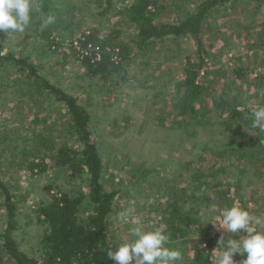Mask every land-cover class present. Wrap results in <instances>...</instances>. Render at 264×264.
<instances>
[{
    "label": "trees",
    "instance_id": "16d2710c",
    "mask_svg": "<svg viewBox=\"0 0 264 264\" xmlns=\"http://www.w3.org/2000/svg\"><path fill=\"white\" fill-rule=\"evenodd\" d=\"M163 1L130 0L125 7L117 9L113 0H93V16L97 21H112L111 26L108 29L101 25L86 27L70 42V47L78 55L75 60L85 78L104 82L117 77L126 84L129 79L118 75L127 72L135 63V56L143 58L153 54L157 69L153 71L147 65L143 78L149 81L151 75L155 78L158 74L159 84L165 82L162 87L152 88L155 101L150 106L161 103L163 93L173 86L171 110L175 119H179L174 120V132L182 138L181 142H191L194 149L198 145L199 152L206 157L229 161L237 169V175L223 182L218 175L227 171L226 167L212 165L198 171L190 161L178 165L180 168L174 173L178 171L180 180L174 181L169 192L174 195V204L166 203L162 212L159 229L170 238L167 246L182 253L177 264H210L219 254L215 250L216 241L223 230L217 231L215 225L220 226L222 210L234 206L236 200L241 201V191L255 178L260 194L264 195V130L252 127L253 111L257 105L264 106V70L258 72L256 67L249 70L235 66L227 74L228 84H224L219 93L210 91L206 76H201L211 58L204 31L213 18L236 0L192 1L189 10L184 11V7L183 15L174 22L158 19ZM31 2L35 5L32 14L36 16L31 19L27 33L39 27L42 30L39 37L53 48L52 54H57L59 42L52 35L58 34V30L69 32L71 23L65 24L66 15L77 3L73 0ZM83 2L86 0H81L80 4ZM49 17L53 22L45 26ZM124 24L133 33L127 41L122 38ZM80 26L76 24L73 31H80ZM255 29L260 30L258 43L253 45L257 51L264 49V24ZM189 41L194 50L185 53ZM180 42L184 43L181 49ZM157 46L174 50V54L182 51L178 59L183 63L175 79L171 77L172 71H160L168 61L167 58L157 59L159 53L154 52ZM133 49L137 50L135 55ZM68 54L65 52L61 58L66 59ZM42 60L44 67L49 60L48 57ZM142 75L144 72L137 76ZM148 81L142 79L138 86L148 89ZM55 112L60 116L54 117ZM0 113V210L3 217L0 249L5 257L13 264H115L108 258L107 251L116 250L110 226L120 196L107 185L104 172L107 152L101 150L96 141L91 112L60 84L40 73L30 54L5 50L0 42ZM126 120L127 125L115 135L118 138L134 126L132 118ZM51 170L63 175L66 184H75V187L63 190L51 183L43 186L46 197L29 205V222H25L19 212L25 196L13 194L11 185L4 179L8 175L16 180L22 176L42 177ZM182 184L184 186H180ZM213 185L223 189L220 192L223 203L217 211L210 208L211 199L206 196ZM14 190L18 191L19 187ZM203 193L205 197L200 196ZM260 200L261 208L264 199L260 197ZM166 202H171L170 197ZM29 223L36 227L27 249L21 247L22 241L16 236L17 231ZM235 259L240 261L243 257L237 255Z\"/></svg>",
    "mask_w": 264,
    "mask_h": 264
},
{
    "label": "rangeland",
    "instance_id": "374dc122",
    "mask_svg": "<svg viewBox=\"0 0 264 264\" xmlns=\"http://www.w3.org/2000/svg\"><path fill=\"white\" fill-rule=\"evenodd\" d=\"M73 1L77 5L73 11L66 15L65 19V24L66 22L71 23L68 28L69 32L58 30V34L52 35L59 42L57 54H52L53 48H49L47 41L39 37L42 31L39 27L35 32H29V34L27 33L28 27L24 33L0 31V42L5 50L10 49L17 54H30L33 62L40 69V73L46 75L51 82L60 84L63 90L76 97L78 102L93 115L96 141L101 150L107 152L105 155L107 168L104 170L107 185L110 189H116L120 196L117 200V210L113 212L111 219L113 225L110 226L112 242L117 249L119 244L129 242L132 239L129 235V229L135 226L134 222L137 218L141 220L145 231L161 228L162 212L167 204H174V195L169 192L174 186V181L180 180L178 171L174 173V170L180 168L178 165L183 166L184 162L190 161L193 163L194 169L198 171L212 165L226 167L227 171L218 175L219 181L223 182L230 176L234 177L238 172L231 162L221 158L210 159L199 152L200 146L196 145V149H194L191 142H181L182 138L174 132V120L177 122L179 119H175L171 110L173 86L163 93V99L161 103H158L159 105L150 106L152 101H155L153 98L155 91L152 88L162 87L165 82L159 84L158 74L155 78H152L151 75L149 81L145 77L143 78L148 71L147 65L153 71L157 69L153 54L145 55L143 58L136 55L135 63L127 68V72L118 75V77L125 76L128 78V85L119 81L117 77L108 78L107 81L103 82L83 76L82 69L75 60L78 55L73 53L70 42H74L86 27L101 25L103 29H108L112 21L108 23L97 21L93 16V0H86L81 4V0ZM129 1L113 0V5L117 9H122ZM192 1L195 0H164L158 19L162 22H174L176 18L183 15L185 10H189L191 7L189 4ZM32 6V13H35L33 3ZM101 7L105 8V5ZM184 7L186 9L183 11ZM223 13L219 14L217 18H213L209 26L205 28L203 35L211 58L207 61L208 67L203 70L204 74L201 76H206L205 79L208 80L206 85L209 90L217 93L224 84H228L230 79L227 74L235 66L241 65L249 70L256 67L258 72L264 70V49L261 47L255 51L256 48H253V45L258 43L260 33V30L255 28L264 24V0H236ZM32 15L31 19L35 18L36 15ZM65 24L62 26L64 27ZM76 24L81 25L80 31H73L76 29ZM121 30L122 38L126 41L133 34L132 29L130 30L125 24ZM179 44L180 49L181 44L184 47V43L180 42ZM187 44L188 48L185 53L194 50L191 41ZM65 52L70 54L65 56L66 59H63L61 57ZM136 52L137 50L133 49L134 55ZM154 52L159 53L158 57L156 56L159 61L164 58H167L168 61L164 63L160 71L164 69L172 71L170 72L171 77L175 79L179 75V69L183 63V60L178 59V54L182 51L174 54V50L168 51L164 47L160 49L157 46ZM43 57H48L49 60L44 67H42L44 64ZM140 72H144L142 77L137 76ZM142 79L148 81L149 84L146 83L148 89H142L140 85L138 86ZM1 115L0 113V118ZM53 116L59 117L60 114L55 112ZM126 118H132L134 126L122 132L118 138L115 135L123 126L127 125ZM4 180L11 185L13 194L17 192V194L21 193L25 196V201L19 205L21 218L25 222H29V205L46 197L42 190L43 186L51 183L63 190H72L75 187V184H66L64 176L54 170L42 177L28 178L22 176L20 180H16L8 175ZM16 186L19 187L18 191L14 190ZM180 186H184V184ZM222 190L221 187L213 185L209 189V194L206 195L211 199L210 204L212 206L210 208L213 211H217L222 206L224 199L220 193ZM260 193L261 190L258 188L255 178L251 185L243 188L241 191L243 198L241 201L236 200L235 206H243L252 216L264 218V206L261 208L259 206L260 197L264 199V195ZM200 196L205 197L204 193ZM169 197L171 202L168 203L166 199ZM170 207L174 211V207ZM124 212L129 213L127 221L118 219V214ZM1 213L0 210V232L3 224ZM35 227L31 223L24 224L21 230L17 231L16 238L22 241L21 247L28 249L29 245L32 244L30 236L33 235ZM231 235L228 233V236ZM0 258L2 259L1 264H13L5 257L1 249ZM210 264H214V260Z\"/></svg>",
    "mask_w": 264,
    "mask_h": 264
},
{
    "label": "clouds",
    "instance_id": "9594fccd",
    "mask_svg": "<svg viewBox=\"0 0 264 264\" xmlns=\"http://www.w3.org/2000/svg\"><path fill=\"white\" fill-rule=\"evenodd\" d=\"M33 6L31 0H0V31L24 33L31 23ZM53 22L49 17L45 26ZM252 127L264 130V106L257 105L252 113ZM128 212L118 214V219L127 221ZM129 229L132 239L119 244L107 255L115 264H177L182 259L180 250L168 247L169 236L160 229L145 231L137 218ZM215 225V224H212ZM217 238L218 256L214 264H264V218L252 216L240 206L222 210ZM231 233V236H228ZM227 235V239L225 238ZM235 237V238H234ZM243 257L237 261L235 257Z\"/></svg>",
    "mask_w": 264,
    "mask_h": 264
}]
</instances>
